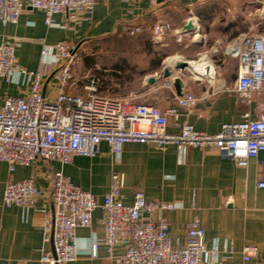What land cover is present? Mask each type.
Instances as JSON below:
<instances>
[{
  "label": "crops",
  "instance_id": "0c3cea01",
  "mask_svg": "<svg viewBox=\"0 0 264 264\" xmlns=\"http://www.w3.org/2000/svg\"><path fill=\"white\" fill-rule=\"evenodd\" d=\"M24 1L28 3V0ZM213 11V0L157 3L151 0H98L91 18L76 22L70 13H57L54 15L55 24L49 26L45 12L28 5L17 23L4 25L0 21V43L16 45L20 65V71L10 83L0 76V108L7 96L29 93L30 72L37 70L44 73L45 95L48 98L55 96L56 58L52 46L61 40H68L79 51L92 40L128 36V30L137 25L143 29L139 36L153 40V26L165 20L171 23L173 30L158 44L171 53L184 42L177 41V32H182L190 20L197 31L201 30L207 14ZM191 34L184 32V39ZM184 46L188 48L189 43ZM44 48H47V54H42ZM77 66L67 92L85 94L84 89L74 87L84 77L77 72ZM237 72L231 75L225 68H216L214 77H201L202 80H194L196 82H191L185 75L183 93L192 92L197 98L189 109L178 105L180 95L175 86L166 85L167 79L161 78L158 70L144 75L137 95L133 97L135 92L128 89L126 94L136 102L145 101L163 110L177 108L178 115L169 116V132H178L183 122H189L199 131L216 133L223 123L242 121L245 112H250L253 118L262 112L264 89L250 103L243 101L234 86ZM174 73L176 75L178 71L174 70ZM151 76L157 77L153 84L148 83ZM112 84L103 79L100 93H113ZM263 161L264 151L243 167L230 158H222L213 147L169 144L161 150L154 144L141 142L125 143L119 155L111 152L107 142H102L96 156L79 155L65 165L38 158L28 166H17L10 171L9 164L0 161V264H49L42 261V255L53 252L54 248L51 243L43 241L44 218L54 208L52 190L56 171H63L75 185L90 191L100 202L109 192L113 173H119L124 184L125 203H133L134 193L142 191L147 200L177 204L173 211L161 214L169 223L176 245L184 244L189 224L197 220L205 229L206 246H217L220 251L219 258L211 264H257L264 258V188L258 186ZM29 177H34L37 186L43 190L35 204L32 207L5 206L7 183ZM103 218L104 211L99 207L94 211L90 226L77 228L78 257L69 264H122L118 259L107 258ZM94 242L98 243L96 256L92 255ZM246 246L258 249L248 262L243 259ZM123 253L124 247L115 248L116 256Z\"/></svg>",
  "mask_w": 264,
  "mask_h": 264
},
{
  "label": "built area",
  "instance_id": "2783aa9c",
  "mask_svg": "<svg viewBox=\"0 0 264 264\" xmlns=\"http://www.w3.org/2000/svg\"><path fill=\"white\" fill-rule=\"evenodd\" d=\"M98 0H0L2 24L17 23L26 6L43 10L46 24H55L54 15L70 13L80 22L91 18ZM158 0H151L157 3ZM142 26L127 32L134 37L142 33ZM173 30L170 22L161 20L153 26V40L161 42ZM177 41H184V32H177ZM56 58L57 90L48 98L43 90L44 73L30 72V91L25 96H7L0 108V161L9 164L10 171L17 166H28L36 159L71 163L76 156L94 157L100 152L102 142H107L113 154L119 155L128 142L154 144L164 150L169 144L213 147L222 158L232 159L238 166L246 167L251 158L264 151V105L257 118L244 113L239 122L223 123L216 133L197 130L183 122L178 132H169V116L178 115L177 108L163 110L149 103H137L112 94H101V80L87 74L84 95L68 93L73 71L80 55L68 40L52 46ZM47 48L42 54H47ZM225 53L238 60L235 90L240 98L250 103L264 89V34L241 33L226 47ZM20 65L16 45L0 43V76L10 83ZM166 85H173L168 78ZM178 105L191 108L197 100L192 92L177 97ZM263 170L258 186L264 188ZM52 199L54 208L44 218L45 243L53 245V252H45L42 261L49 264H69L77 260V228L92 224L94 211H104V243L107 258L118 259L122 264H211L219 258L217 246L208 248L205 229L196 220L189 224L183 245H176L169 223L162 212L173 211L177 204L164 200H147L142 191L134 193V201L125 203L123 180L113 173L110 189L103 202L90 191L75 185L63 171L53 176ZM43 193L34 177L7 183L5 206L32 207ZM124 247L116 256L115 248ZM98 243L92 244V255H97ZM233 250H231L232 252ZM256 246H246L243 259L248 262L257 254ZM1 264H8L2 262ZM257 264H264V258Z\"/></svg>",
  "mask_w": 264,
  "mask_h": 264
},
{
  "label": "rangeland",
  "instance_id": "374dc122",
  "mask_svg": "<svg viewBox=\"0 0 264 264\" xmlns=\"http://www.w3.org/2000/svg\"><path fill=\"white\" fill-rule=\"evenodd\" d=\"M213 4L215 11L207 14L206 24H203L200 34L188 36L182 46H176L175 52L170 53L146 37L108 36L89 41L80 48L77 72H81L84 77L87 74L98 76L101 85L103 79L113 82V93L110 94L134 102L135 99L127 96V89L135 92L133 97L137 95L141 90L140 81L146 73L158 70L159 76L163 78L161 69L168 66V59L174 56L195 63L207 61L215 68H225L229 74L234 75L238 69V60L225 53L226 47L241 33L264 34V0H213ZM196 35L198 39H194ZM187 43L189 47L185 48ZM206 58L209 61H204ZM184 72L191 82L201 79V76L197 78L192 67ZM84 77L74 87L83 90ZM202 82L207 84V81Z\"/></svg>",
  "mask_w": 264,
  "mask_h": 264
},
{
  "label": "water",
  "instance_id": "95a60500",
  "mask_svg": "<svg viewBox=\"0 0 264 264\" xmlns=\"http://www.w3.org/2000/svg\"><path fill=\"white\" fill-rule=\"evenodd\" d=\"M165 0H158V2H162ZM197 31L194 22L192 20H190L183 28L182 32L185 33H192L195 34ZM200 31V30H199ZM189 68V63L186 60H182V61H178L176 62V64L172 67V66H166L163 69V78L168 79V78H172L173 79V85L175 86L176 92L178 95H182L183 94V86H184V82H183V77L185 76V70ZM174 70H177L178 73L175 75ZM157 77L156 76H151L148 78V83L149 84H153L154 82H156Z\"/></svg>",
  "mask_w": 264,
  "mask_h": 264
},
{
  "label": "bare ground",
  "instance_id": "6f19581e",
  "mask_svg": "<svg viewBox=\"0 0 264 264\" xmlns=\"http://www.w3.org/2000/svg\"><path fill=\"white\" fill-rule=\"evenodd\" d=\"M198 31H197V33H198ZM206 60L209 61V59H207V58L204 59V61H206ZM178 61H182L181 57L180 56H175V57H172V58L168 59V64L174 66L176 64V62H178ZM188 63H189V68L192 67L194 69L195 74H197L196 75L197 78H199L200 76L201 77L202 76L203 77L208 76V77L212 78L216 74V68L213 65L208 64L207 61L206 62H202L201 61V62H197V63L188 61Z\"/></svg>",
  "mask_w": 264,
  "mask_h": 264
},
{
  "label": "trees",
  "instance_id": "16d2710c",
  "mask_svg": "<svg viewBox=\"0 0 264 264\" xmlns=\"http://www.w3.org/2000/svg\"><path fill=\"white\" fill-rule=\"evenodd\" d=\"M139 35H140V34H139ZM139 35H138V36H139ZM140 37H141V36H140ZM237 71H238V69H237ZM237 73H238V72H237Z\"/></svg>",
  "mask_w": 264,
  "mask_h": 264
}]
</instances>
